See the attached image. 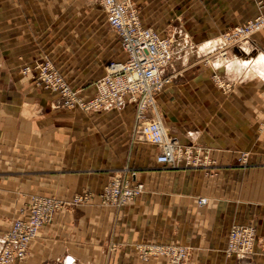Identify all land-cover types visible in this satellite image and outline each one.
Here are the masks:
<instances>
[{
  "label": "crops",
  "instance_id": "crops-1",
  "mask_svg": "<svg viewBox=\"0 0 264 264\" xmlns=\"http://www.w3.org/2000/svg\"><path fill=\"white\" fill-rule=\"evenodd\" d=\"M132 1L144 27L172 28L170 81L156 98L163 128L210 163H158L157 147L135 133L129 105L90 117L57 111L30 118L24 105L49 112L51 100L20 68L45 54L67 60L74 52L80 69L68 73H90L92 32L107 44V16L92 0H0V235L25 214L30 193L68 198L88 190L92 202L54 214L18 264H142L136 245L157 242L189 247L186 264H237L224 255L234 223L256 225L254 261L264 264V25L252 35L253 52L231 46L224 60L216 55L223 32L258 14L264 20V0ZM120 50L117 61L126 58ZM214 73L230 83L229 92L214 85ZM77 85L84 96L93 93L85 81ZM125 165L144 192L120 208L100 205L108 172Z\"/></svg>",
  "mask_w": 264,
  "mask_h": 264
},
{
  "label": "built area",
  "instance_id": "built-area-1",
  "mask_svg": "<svg viewBox=\"0 0 264 264\" xmlns=\"http://www.w3.org/2000/svg\"><path fill=\"white\" fill-rule=\"evenodd\" d=\"M92 1L105 12L108 25L117 35L126 58L109 64L105 74L94 82L89 98H80L76 92L61 85L59 79L55 80L53 87L70 97L67 104L78 105L86 111L101 112L132 106L135 133L144 142L157 147L158 163L170 168L207 166L209 158L200 155V148L181 144L165 132L157 117L149 115L155 111L157 95L170 81L166 72L172 66L175 54L172 38L161 37L151 28L144 27L137 8L129 0ZM249 30L251 27L246 28V32ZM142 189V183L123 186L121 181L115 180L104 189L105 193L112 192L111 199L108 196L104 198L121 205L132 200ZM85 198V195H76L68 203H79ZM205 202V199H199V204ZM60 207L61 202L54 198H36L27 217L14 220L9 229L0 235V264L22 262L40 228L52 219ZM233 234L234 228L229 232V240ZM233 247L229 243L227 248Z\"/></svg>",
  "mask_w": 264,
  "mask_h": 264
},
{
  "label": "rangeland",
  "instance_id": "rangeland-1",
  "mask_svg": "<svg viewBox=\"0 0 264 264\" xmlns=\"http://www.w3.org/2000/svg\"><path fill=\"white\" fill-rule=\"evenodd\" d=\"M129 1L137 8L139 15H140L139 8L134 4L132 0H129ZM83 17L84 16H78V18H83ZM263 25H264V20L262 16L258 14L254 16L253 18L247 20L245 23L239 26H236L232 28L231 30H226L225 32H223L220 36L222 41H221L220 49L218 50L216 54L217 57L221 58L220 60H224V58H226L224 57L225 53L229 52L231 46H238V47L243 46L249 52H253L255 48H254V43L252 42V35L258 30H260L263 27ZM250 27H251V30L246 32V28H250ZM147 28H151L161 37L171 38V36L168 35L172 29L170 26H167L161 29L158 27H155V28L147 27ZM96 29H94V31L92 32L93 58H92V68H91L90 73H87L85 75H80V74L73 75V74L68 73V69L74 66L77 68V70L80 69L79 59H77V65L76 63H73L74 62L73 58H76L74 56V52L69 53V58L71 57L72 59L70 58L67 60L65 59V56L63 55L64 53L57 54L55 52L52 56L50 54H45L40 59L35 60L29 64H26L20 68L19 70L20 73L23 76H29L32 79V83L34 87L48 94L51 100L49 112H45L42 108H38L36 106V103H32L27 106L24 105L23 109L26 110L30 118L37 116L39 118L45 117L46 119H48L47 118L48 116L52 117L57 111L69 112L73 114L74 116L83 114L84 116H89V117L97 113L93 111H86L80 108L78 105L70 106L69 104H67L70 102V97L68 98L67 96L61 94L58 91V89L53 87V83L55 82V80L59 79L61 85L68 88L69 90H72L73 92H76V94H78L80 98L82 99L89 98L92 94L90 96H84L81 92L82 88L77 85L78 82L83 80L88 85L93 86L95 80H97L100 75L106 72L110 63L120 62L117 60H121L122 54L120 52L121 50H120L119 40L115 32L110 27L107 29L103 27V35L108 36L107 44H106L104 40L103 42H101L100 38L99 39L96 38L97 34L98 35L101 34L100 32H97ZM98 30H100V28ZM163 33L165 34V36L162 35ZM106 45H107V53L103 52ZM101 47H103L102 52H101ZM69 62L71 63L69 64ZM204 62H205V66L211 65L209 58L206 59ZM170 68L171 67H169L168 69ZM211 79L214 85L217 88L221 89L223 93L229 92V89L231 88L230 83L223 81L220 77L218 78V76L215 73L212 74ZM54 96H56L55 100L52 99ZM152 113H150L149 115L153 118L157 117L158 120L162 124L161 118L157 112L156 102H155V111ZM263 115H264V111H263ZM52 158H54V156L52 155L48 157V159L50 160H52ZM46 160H47V157H46ZM202 168L203 167H198L194 169H202ZM96 171H92V172L95 173ZM134 174L135 173L132 170V168L126 165L121 170L111 169L108 172L106 182L102 185L101 191L98 193L100 205L120 208L124 206L125 204H127L128 202L134 200L136 197L140 196L145 190L144 184L139 181H133L131 177ZM115 180L121 181L123 186L127 184L133 185L136 182L142 183L143 184L142 192L136 195L134 198H132V200L124 204L117 205V203H114L112 200H110L112 192L107 191L105 193L104 191L106 185L114 182ZM76 195H85L86 198L85 200L79 203L69 204L68 201H70ZM92 195L93 194L88 190H82L81 192L75 193L68 198L63 197L58 194H46L42 192L41 193L32 192L29 194V201L26 207L23 208L24 210L22 209L21 211L22 213H25V214L22 216L13 218L11 220V223L18 218L27 217L29 209L33 205V201L36 198H47L48 197V198H54L55 200L60 201L61 207L59 208V210L55 211L54 214H56L57 212H61L63 210H69L71 208H75L78 206L89 205L92 202ZM105 196H108L110 199L107 201V198H104ZM199 199H205L206 200L205 204L207 203V199L204 197H201V198H198V204H199ZM205 204H199V205L202 206ZM51 221L52 219L49 222L45 223L43 226L50 223ZM232 228H234L235 234H233V237L230 238L229 240V232ZM6 231L2 232L1 234H4ZM229 243L231 247L234 245L233 249L228 250L227 247ZM257 244H258V235H257V227L255 224L253 223H244V224L234 223V224H231L227 230L224 255L228 258H234L237 261V264H255L254 258H255V248ZM135 248L137 251V256L142 264H148L151 260H154V259H156L158 264H186V262L191 256L190 248L185 245L179 244V243H161V242L140 243V244H137ZM159 262H162V263H159Z\"/></svg>",
  "mask_w": 264,
  "mask_h": 264
},
{
  "label": "bare ground",
  "instance_id": "bare-ground-1",
  "mask_svg": "<svg viewBox=\"0 0 264 264\" xmlns=\"http://www.w3.org/2000/svg\"><path fill=\"white\" fill-rule=\"evenodd\" d=\"M260 58H262V56H260Z\"/></svg>",
  "mask_w": 264,
  "mask_h": 264
}]
</instances>
